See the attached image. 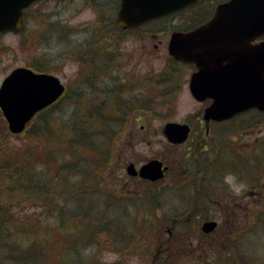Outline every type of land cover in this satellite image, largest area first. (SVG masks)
I'll return each instance as SVG.
<instances>
[{"label":"rangeland","instance_id":"374dc122","mask_svg":"<svg viewBox=\"0 0 264 264\" xmlns=\"http://www.w3.org/2000/svg\"><path fill=\"white\" fill-rule=\"evenodd\" d=\"M94 2L39 0L26 9L22 31L0 34V81L16 66L31 62L41 65L65 85V101L50 110L47 116L49 125L60 122L70 127L79 117L77 114L82 112L92 118L90 113H93L89 124L94 123L93 129L107 133L104 148L108 160L104 158L100 164V156L95 154L97 162L88 167L86 174L79 172L75 178L65 182L63 188L68 196L65 195L60 208L50 206L47 210L53 211L52 216L48 213L41 216L47 219L46 223L53 230L49 236L53 250L48 264H70L74 259L80 264L78 253L85 258L82 264H152L154 254L150 250L153 251L154 244L156 246L159 242L155 249H159L160 264H245L247 259H254L247 261L249 264H264V224L261 222L264 215L255 225L256 231L249 232L255 214L242 213L247 207V211L251 210L262 193L255 183H260L263 168H248L243 174L239 170L228 172L225 168L220 180L219 173H215L218 180L211 182L216 184H210L209 190L199 195L200 200L207 201V208L204 205L192 206L188 201L192 193L190 188L206 183L202 182L203 166L212 161L218 151L232 146L238 150L245 145L251 148L252 143L264 137V114L246 113L224 125H215L209 135L198 134L199 126L204 127L202 120L198 122L204 102L195 100L183 83L182 78H187L190 72L185 67H181L182 72L178 73L177 85L181 83V87L176 95H172L173 91L160 95L151 90V105L148 103L141 108L123 106L120 104L121 94L117 90L112 93L107 87L113 85L114 88L123 81L126 85L132 84L135 90H127L122 97L128 99L132 94L140 93L137 90L140 81L146 84L150 74L168 65L164 44L168 34L155 38L149 35L117 44L118 69L101 74L103 69L98 59L91 63L87 58L94 59L92 53L87 54L80 48L85 40H97L93 24L100 19L109 20L113 15L108 2ZM179 19L187 20V17ZM74 29L86 30L75 34ZM83 56L86 62L82 61ZM143 87L140 85L139 89ZM161 87L159 83V92ZM117 92L119 97L114 101ZM167 99L171 100L166 102ZM105 114L111 117L112 128H117L112 134L107 132V127L99 126L102 122L106 124L107 118L104 120L102 117H106ZM84 119L86 117H80L78 122ZM168 120L190 123L194 131L189 139L179 146L170 145L161 131V126ZM1 121L2 118L0 133ZM93 141L100 150L99 137L92 136ZM47 142L51 141L31 134L0 135V153L12 150L22 158L30 147L31 150L35 148L31 155L35 159V154H44L49 146ZM242 153L249 155L248 148L246 152L241 150ZM153 157L172 163L162 179L150 182L130 177L125 172L128 162L139 165ZM64 159L72 157L65 156ZM68 165L81 168L83 163L79 159ZM211 167L210 164L208 168ZM205 174L204 177L211 173L206 171ZM75 183L91 192H88L90 199H82L87 204L80 209L76 208L80 199L71 196ZM189 183H193V187L188 186ZM57 201L62 203L61 199ZM262 207L257 205L255 208ZM40 210L42 205L26 202L23 206L17 204L13 215L32 214L27 218L34 220ZM182 211L193 212L194 215L187 214L191 216L189 226L179 236L180 226L173 227L172 223L175 215ZM206 217L218 223L209 234L200 231L201 222ZM102 223H107V229L99 232ZM58 253L59 257L62 256L61 261L57 259Z\"/></svg>","mask_w":264,"mask_h":264},{"label":"water","instance_id":"95a60500","mask_svg":"<svg viewBox=\"0 0 264 264\" xmlns=\"http://www.w3.org/2000/svg\"><path fill=\"white\" fill-rule=\"evenodd\" d=\"M35 0H0V32H17L23 28V9ZM199 0H121L117 22L136 25L170 14ZM264 34V0H227L218 4L205 24L187 32L174 31L168 51L176 59L193 61L198 71L190 80V91L197 99L205 96L212 103L204 108L203 118L224 119L255 107L264 110V41L251 40ZM226 60L225 64L222 61ZM59 79L48 73L34 72L19 66L4 77L0 85V109L8 128L20 132L39 109L50 104L62 92ZM163 134L171 143H181L188 137L189 125L168 121ZM166 166L157 158L143 163L137 170L132 163L127 173L155 180ZM216 226L215 220H205V233Z\"/></svg>","mask_w":264,"mask_h":264},{"label":"trees","instance_id":"16d2710c","mask_svg":"<svg viewBox=\"0 0 264 264\" xmlns=\"http://www.w3.org/2000/svg\"><path fill=\"white\" fill-rule=\"evenodd\" d=\"M200 12L199 20H204L210 14L209 9ZM57 23H59V21H57ZM29 65L33 69L44 70V67L41 65L34 63H30ZM72 100H75V98H72ZM55 105H57V103H53L51 106L37 112L23 132V134L26 135L31 134L39 138H45V140L49 142L51 141L50 143L47 142L49 146L44 150L42 156L35 154V159H32V150L35 148L31 150L30 147L26 150V154L23 153L25 157L22 158H20V155H16L12 150L6 152L2 151L3 153H0V264H48L51 251L53 250L49 236L53 233V230L52 228L50 230L49 225L46 223L47 219L41 217L42 214L48 213L52 216L53 211L47 210L48 207L56 206L57 209L58 207L60 208L63 204V199H66L65 195H67L66 189L63 188L65 182H69V180L75 178L79 172L86 174L88 167L90 165H95V162H97L95 161V154L100 156V164L102 159L105 158L108 160L106 157V149L104 148V143L106 142L104 137L107 136V133L105 131H97V129H93V127L96 126L94 123V125L92 123L89 124L94 117L93 113H90V115L93 116L92 118L89 117L88 114L87 116L84 115L82 112L77 114V117L78 115L79 117L74 120L75 124L73 123L70 127L60 122L50 126L49 118L47 116ZM77 106L78 105H74V107ZM111 110L115 111L114 108ZM62 114L64 115L65 112ZM80 117H86L87 120L84 119L82 122H78ZM102 117H104V120L107 118L105 121L106 124L102 122V125L99 126L107 127V132L112 134L117 128H112L114 123L112 122L111 117L109 115ZM55 126H58V128L54 129ZM108 129L112 131H109ZM51 130L53 131L51 132ZM33 131L35 133H32ZM62 133H65V135H62ZM92 136L99 137V143L101 146L100 150H98L95 141H93V143L91 142ZM62 137L64 138L63 141L60 140ZM247 148L249 150V155L244 156L246 155L244 153L241 155V150H245L246 152ZM241 150H238V148L233 146L229 149H221L217 152V155L212 161L204 164L202 170V180H204L202 182L206 181V183H201L202 186L195 187V189L190 188L192 189V193L191 196L188 197V201L192 206L196 207L197 205H204L205 208L208 207L207 201L200 200L199 195L207 192L210 184H216L211 181H217L219 179V174H223L225 168H227L228 172L239 170L240 174H243L245 169L248 168H251V170L255 167H261L264 169V137H261L257 142L252 143L251 148L245 145ZM223 152H225V154ZM65 156H71L72 159L65 160ZM79 159L83 163L81 168H78L76 165H68ZM170 164L172 165V163ZM210 164L212 166L211 169L208 168ZM206 171L211 174L204 177ZM239 172L236 173L239 174ZM215 173H219L218 179L214 176ZM260 177V183H255V186H257L262 193L259 195L256 200L257 202L254 203V207L251 210L247 211V207V210L245 209L242 212L243 214L244 212L245 214L251 212L252 214H255L253 226L249 232L256 231L257 228H255V225H257L260 217L264 215L263 171H261ZM192 185L193 183H189L188 186L193 187ZM72 188L75 189V191L71 196L80 199L79 206L76 207L80 209L83 205L85 206L87 204H84L82 199L85 197L90 199L91 195L89 193L91 192H89L87 188L85 189L84 187H81L80 183L79 185L77 183L73 184ZM15 198L18 201H15ZM59 199L62 200V203L57 201ZM26 202L31 204L36 202L37 204L42 205V210L38 212V215H36L34 220L27 218L32 214L26 215L20 213L21 215L18 214L17 217L15 216V213L13 215L14 207L17 204L18 206H23ZM57 203L61 204L57 206ZM257 205H263V207L261 209L255 208ZM187 214L194 215L193 212L185 213L182 211L178 215H175L173 219L172 226H180L181 233L178 234L179 236H182V231L189 226L191 216H188ZM261 222L264 224V220ZM259 225L261 226V224H258V226ZM106 229L107 223H102V228L99 229V232H104ZM246 233H244V235ZM93 235L94 232L92 231V236ZM159 243L156 246L154 244L153 251L150 250L152 254H154L151 259L152 264L161 263L159 249H155ZM77 255L79 263H85V258L81 257L79 253ZM226 255L228 256V254ZM58 257L57 259L61 261L62 256L60 255V257ZM247 261H254V259H247ZM247 261L244 263L249 264ZM70 264H78V262L74 259L73 261H70Z\"/></svg>","mask_w":264,"mask_h":264},{"label":"flooded vegetation","instance_id":"af4514ba","mask_svg":"<svg viewBox=\"0 0 264 264\" xmlns=\"http://www.w3.org/2000/svg\"><path fill=\"white\" fill-rule=\"evenodd\" d=\"M87 3H92L93 1H95L94 3H104V2H108L109 4V8L112 10L113 12V17L109 20H98L96 21L97 23H95V25L93 24V28H94V37L97 40H92V42H89L87 40H85L83 42V44L80 46L81 50H83V52L89 54L88 52L92 53L93 58H87L88 61H90L91 63H93V60L98 59V64L99 66H101V69H103V72L101 74H109L110 72L107 73V71H112V70H116L118 69V65H119V59L118 57H116L117 53V44L122 43L124 41H128L130 39H142V38H146L149 37V35H152V37H158L166 35L165 38V48H166V52L168 54V65L165 66L163 69H161L158 72H153L152 74H150L147 79H146V84H144L142 81H140L139 87L140 85H144V87L142 89H138L140 90V93L138 94H132L131 96H129V98L127 99V97H122L123 95H125V93L127 92V90H131L129 92H134L135 89H133V85L129 83V85H126V82L124 83L123 81H120L118 83V85H116L113 88V85L111 88L107 87V90H109L110 92L113 93V91L117 90L121 96V100H120V104H123V106L126 107H140V106H147L148 103H152L153 100L152 96L149 94L151 92V90H156V92H158V94L162 95L161 93L166 92L169 93L170 91L172 92V95H176V92L180 89L181 87V83H179L177 85V81L179 80V76L178 73H180V71L182 72V70H180L181 67H185V68H189L190 72L188 74L187 78H182V81L184 84H186V87L190 93V95L197 100L190 92L189 89V85H190V80H191V76L193 73L198 71V66L196 65L195 62H185V61H181L178 60L174 57H172L169 52H168V42H169V38L170 35L173 31H181V32H185V31H189L205 22H207L209 20V18L212 16L213 11L215 6L225 0H202L201 2L195 4L194 6L189 7L190 9H192V18L187 19V20H181V19H176L174 18V20H164V19H154V20H148V21H143L140 22L136 25H121L117 22L116 19V14L118 9L120 8V3L121 0H85ZM205 9H209L210 10V14L208 15V17L205 20H199L197 18L194 17V14L196 13L195 11H203ZM195 10V11H194ZM187 11V9H186ZM173 19V18H172ZM177 20V21H175ZM99 24V25H98ZM86 30V29H84ZM83 29H74V33L78 34L81 31H84ZM67 34V32H66ZM161 41V40H159ZM264 41V36L261 37H256L253 38L252 42L253 43H258ZM115 43V46H111V44ZM157 44L154 43V47H156ZM155 49V48H154ZM88 56V55H85ZM82 61L86 62L85 57H82ZM227 61L223 60L222 64H225ZM89 63V62H88ZM101 76V75H100ZM116 78V77H114ZM2 80V79H1ZM116 81V80H115ZM1 82V81H0ZM110 82V81H109ZM161 83L162 87H161V92H159V90L157 89L158 84ZM109 88V89H108ZM115 94V99L114 101H117L119 94ZM156 94V95H158ZM169 102L171 99H167ZM197 101H202L204 102V108L209 106L212 103V98L210 96H205L202 100H197ZM137 105V106H136ZM141 108V107H140ZM260 113L262 111H257V110H246V111H242L239 112L237 114H234L228 118H224L222 120H216V119H209V120H204L203 116L201 114V117H199V123L202 120L204 123V127H200V131L198 134H207L209 135V133L211 132L212 127H214L215 125H224L225 123H228L230 121H233L234 119H238L240 116L246 114V113ZM264 113V111L262 112ZM0 118H2L1 124V132L0 135L3 136H7L10 135V132L8 131V128L4 122L3 117L1 116ZM183 122V121H182ZM188 123V122H186ZM189 127H190V133H189V137L192 134V132L194 131L193 126L188 123ZM162 127L161 126V131H162ZM189 139V138H188ZM193 148H191L192 150ZM189 149H187L188 151ZM190 150V151H191ZM166 174V173H165ZM222 174H219V178L221 177ZM133 178H139L138 176H135ZM220 180V179H219Z\"/></svg>","mask_w":264,"mask_h":264}]
</instances>
